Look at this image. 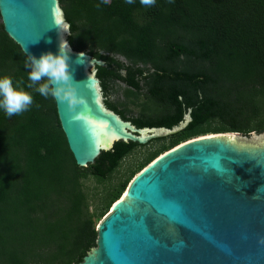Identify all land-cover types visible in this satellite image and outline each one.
I'll return each mask as SVG.
<instances>
[{"label":"trees","instance_id":"1","mask_svg":"<svg viewBox=\"0 0 264 264\" xmlns=\"http://www.w3.org/2000/svg\"><path fill=\"white\" fill-rule=\"evenodd\" d=\"M58 2L72 50L105 64L95 72L108 110L138 129L173 130L187 116L190 122L147 145L117 141L93 164L78 166L54 98L37 93L38 84L26 87V56L1 24L0 76L23 80L34 102L11 118L0 111V264H81L97 248L98 221L156 157L202 135L264 134V0H157L153 7L111 0L99 8V0ZM116 82L126 85L132 104L146 97L139 117L108 100ZM211 123L218 127L209 130ZM153 144L160 146L136 173L91 202L85 181L110 180Z\"/></svg>","mask_w":264,"mask_h":264},{"label":"water","instance_id":"2","mask_svg":"<svg viewBox=\"0 0 264 264\" xmlns=\"http://www.w3.org/2000/svg\"><path fill=\"white\" fill-rule=\"evenodd\" d=\"M0 17L25 56L56 53L60 34L69 36L58 0H0ZM70 56L77 94L86 103L70 111L54 100L78 166L93 164L117 141L145 145L181 131L138 129L124 121L102 104L95 69L105 64L74 51ZM226 135L162 153L170 154L111 204L128 191L99 226L97 248L81 264H264V147L237 146Z\"/></svg>","mask_w":264,"mask_h":264},{"label":"clouds","instance_id":"3","mask_svg":"<svg viewBox=\"0 0 264 264\" xmlns=\"http://www.w3.org/2000/svg\"><path fill=\"white\" fill-rule=\"evenodd\" d=\"M110 0H99L96 5L108 4ZM136 0H124L126 4H134ZM157 0H139L144 7L155 6ZM169 4H173L175 0H167ZM60 33H61V27ZM71 45L68 39L62 38L60 34V44L58 51L41 53L39 57L26 54L24 67L30 69L28 71L27 88L31 89L34 85H39L35 91L44 98H54L59 102H66L69 110L75 109L77 105H84L86 100L83 96L77 94V84L79 82L73 79L70 72L69 61L72 53ZM79 57H84L85 53H78ZM43 81V82H41ZM33 96L30 92L25 91L23 80L13 81L9 76H0V111H3L6 117L11 118L30 110L33 105Z\"/></svg>","mask_w":264,"mask_h":264},{"label":"rangeland","instance_id":"4","mask_svg":"<svg viewBox=\"0 0 264 264\" xmlns=\"http://www.w3.org/2000/svg\"><path fill=\"white\" fill-rule=\"evenodd\" d=\"M1 24H2V20L0 17V25ZM117 59L126 63V60L121 56H117ZM98 86H99L102 104L105 106V97L103 95L101 86L100 85H98ZM126 90H127V87L123 83H120V82L113 83L112 89L108 95V100L110 102H113V103L126 104L128 106L130 116L133 118H136L143 111V105L146 104L147 99L145 96H142V97H140L139 100L135 101V104H132L131 102L134 99L126 97V95H125ZM189 121H190V118L187 117L185 124H183L180 127L181 130L186 126V124ZM217 127H218V123H211L210 125L207 126V128H209V130L215 129ZM236 138L237 139L235 140V144L237 146L249 148L251 150L257 149L259 147H261V148L264 147V134L259 135L257 133H253V134H251V136L246 137L243 135H239ZM150 142H148L147 144H149ZM147 144H145V145H147ZM167 144H168V142H167ZM159 146H160L159 144H153L150 147H146V148H142V149L137 150L135 153H133L129 158H127L122 163V166L120 167V169L117 170L113 174V176L110 178V180H108L106 182L101 183V182H98L94 179H89V180L85 181L84 187L87 190V193L89 194L91 202L99 204L101 198L104 197V195L107 192L114 191V189H116L120 183L125 182L132 171H134L136 173L138 171V169L141 167V165L144 163L148 154L157 150L159 148ZM139 173H141V172H139ZM136 176H134V178ZM132 181H130L129 185L132 183ZM111 210H112V208L103 216V218L101 220L98 221V224L96 225V228H95L96 232H98L99 226L107 218V216L111 213ZM90 212L93 213L94 209L92 208L90 210ZM94 250H96V249H94ZM94 250H92L91 254L94 252Z\"/></svg>","mask_w":264,"mask_h":264},{"label":"bare ground","instance_id":"5","mask_svg":"<svg viewBox=\"0 0 264 264\" xmlns=\"http://www.w3.org/2000/svg\"><path fill=\"white\" fill-rule=\"evenodd\" d=\"M113 121H114L116 124H118L120 127H122L123 129L126 130V126H127V125L121 124L120 121H119L118 119H114ZM226 136H228V138H230L231 141H235V140L237 139L236 137L239 136V135L234 134V133H227ZM215 137H218V136H216V134L202 135V136H198V137L192 138V139H190V140H187V141L183 142L181 145H182V146H185L186 144H191V143L198 142V141H206V142H208V140H210V138H215ZM181 145H180V146H181ZM171 152H174V151H171ZM168 154H170V153L162 154L157 160H155L153 163H151V164L149 165L148 168L144 169L143 171H141V173L137 174V176H136L133 180L137 179V178H138V177H139V176H140L145 170H148V169L151 168L152 166H155V165L157 164L158 160H162V159H163L165 156H167ZM127 194H128V191L124 194V197L122 198L121 201H119V202L116 203L113 207H111V208H112L111 213H112L116 208H118L120 205L123 204V200H124V198H125V196H126ZM111 213H110V214H111Z\"/></svg>","mask_w":264,"mask_h":264},{"label":"flooded vegetation","instance_id":"6","mask_svg":"<svg viewBox=\"0 0 264 264\" xmlns=\"http://www.w3.org/2000/svg\"><path fill=\"white\" fill-rule=\"evenodd\" d=\"M120 83H121V82H120ZM124 85H125V84H124ZM125 86H126V85H125ZM105 107H106V106H105ZM142 112H143V111H142ZM142 112H141V113H142ZM140 115H141V114H140ZM140 115H139V116H140ZM139 116H138V117H139ZM119 117H120V116H119ZM187 117H189V116H187ZM187 117H186V118H187ZM186 118H185L184 123H182V124L180 125V127H181L183 124H185V122H186ZM189 118H190V117H189ZM189 122H190V121H189ZM189 122H188V123H189ZM188 123L186 124V126L188 125ZM186 126H185V127H186ZM185 127H184V128H185Z\"/></svg>","mask_w":264,"mask_h":264}]
</instances>
